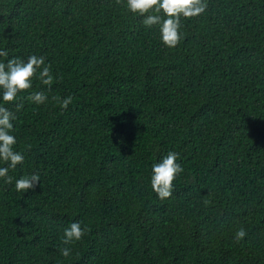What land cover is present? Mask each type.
I'll list each match as a JSON object with an SVG mask.
<instances>
[{
    "label": "trees",
    "instance_id": "1",
    "mask_svg": "<svg viewBox=\"0 0 264 264\" xmlns=\"http://www.w3.org/2000/svg\"><path fill=\"white\" fill-rule=\"evenodd\" d=\"M207 5L169 49L124 0H0V61L43 56L54 76L5 105L24 162L0 179V264H264V0ZM170 151L184 171L161 200ZM73 222L89 231L63 257Z\"/></svg>",
    "mask_w": 264,
    "mask_h": 264
},
{
    "label": "clouds",
    "instance_id": "2",
    "mask_svg": "<svg viewBox=\"0 0 264 264\" xmlns=\"http://www.w3.org/2000/svg\"><path fill=\"white\" fill-rule=\"evenodd\" d=\"M121 2L122 0H116L117 4ZM124 2L129 13L143 17L144 26L159 25L161 42L169 49L176 48L183 39L180 31L181 20L197 18L204 14L208 7L207 0H124ZM7 56V50H0V57ZM34 79L51 90L54 76L51 65L45 64L43 56L30 55L26 60L11 58L7 59L6 63L0 61V162L6 165L0 167V179H3L5 184L13 182V177L8 175L9 171L24 162V155L15 147L17 138L12 134L16 116L5 105L15 104V110L20 111L24 105L17 102L19 95L32 88ZM27 99L36 105H42L47 102L48 96L46 91H36L27 96ZM52 99L58 101L61 109H67L73 98L68 96L60 100L59 97L53 96ZM178 159V153L170 151L162 160L152 165L151 189L161 200L171 197L174 181L184 171L177 162ZM38 186H40L38 173L23 176L15 182V189L18 192L35 191ZM88 231L89 229L82 228L79 222H73L64 230L62 243L65 247L59 249L60 254L69 257L71 248L67 246L80 241ZM246 235L244 229H239L235 233V242L239 243Z\"/></svg>",
    "mask_w": 264,
    "mask_h": 264
}]
</instances>
